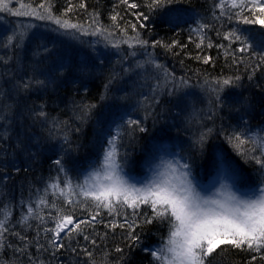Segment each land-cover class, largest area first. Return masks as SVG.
<instances>
[{
  "label": "snow or ice",
  "instance_id": "snow-or-ice-1",
  "mask_svg": "<svg viewBox=\"0 0 264 264\" xmlns=\"http://www.w3.org/2000/svg\"><path fill=\"white\" fill-rule=\"evenodd\" d=\"M10 2L11 0H0V13L49 21L58 30H62L63 35L71 38H77V35L100 36L118 52H122V46H127L130 51L123 52L121 60L117 61L120 71L113 70L104 84L105 94L101 97L102 100L108 99L110 86L115 81L132 73L143 79L139 88L146 86L148 89L147 93L137 91L133 94L138 97L135 103L133 95L126 94L116 98L119 108L110 113V123L101 129L98 157L88 161L86 167L76 169L75 183L68 176L69 169L65 167V158L62 155L53 163L57 165L58 172L65 174L63 184L61 185L57 177L45 187L43 194H39L37 189L35 200L29 198L27 201L26 213L25 201L21 199L18 205L21 215L17 223L31 229L29 221L37 220L44 226V243L40 239L39 226L36 236L32 238L37 251L51 248L52 255L55 256L57 252L64 250L77 257V264H109L108 252L97 261L94 252L89 251L87 246L78 247L80 238L87 244L99 247L96 237L101 241L108 237V231L102 236L97 231V226L102 224L113 235L119 229L122 233L121 239L131 242L128 246H138L142 243L141 235L145 228L166 225L167 234L161 235L158 245L142 248V251L150 254V264H216L217 257L224 251L222 245L249 253V264H255L257 259L264 261V124L253 127L247 119L245 104L227 92L229 89L243 87L240 75L211 82L205 78L206 90L210 93V115L201 116L193 107L187 123L189 126H200L189 137L190 143L185 155L181 154L184 149L179 144L169 143L166 138L161 137L152 143L150 151L146 153L145 174L137 176L130 171L134 165L130 154L121 150L125 137L134 140L137 132L148 133L145 122L150 117L155 122L156 106L161 103V96L168 97V103L180 109L181 113L197 97L190 90L194 86L188 83V79L183 76L177 78L165 65L156 62L153 52L148 51L149 48L155 49L159 46L173 55H179L173 51L178 42L164 43L155 40L150 43L143 38L140 31L147 28V22L152 19L153 14H159L164 9L169 10V15L175 12L171 5L177 0H143V3L136 0H118L109 16L112 23L107 27L100 22L99 14L95 12L91 14L88 27L72 22L67 18L75 7L71 3L57 16L50 0H41L35 6L21 2L15 8L9 6ZM120 6L135 17L136 22L127 20L121 24L124 17L116 11ZM85 7L83 2L79 4V8ZM141 8L147 9V13L139 11ZM212 9L215 20L227 17L229 22L236 19L238 23L258 25L264 30V0H214ZM194 22L196 26L190 29L189 36L190 39L193 35L199 38L195 45L197 49H211L214 46L224 49L225 57L231 55L233 64L237 63L236 52L247 54V67L251 68L248 76L250 81L257 71H264V32L257 37L250 31L239 29L224 33L217 30V36L222 35L224 40L229 41L226 47L223 44H213L208 35L214 28L213 24L206 22L203 17ZM32 28L35 25L18 26L11 34H6L0 45L4 50V55H0V62L5 68L4 75L8 77L6 82L10 84V88L4 90V100L0 101V121H3L0 140L3 141L10 140L12 135L11 124L17 114L14 96L21 92L27 95L32 91H46L50 86L62 82L66 73L84 75L92 63L91 59L75 65L63 59L49 63L54 53L47 44L36 43L33 49L26 46L37 39L35 33L29 32ZM236 43H239V47L232 49L231 45ZM180 47L184 48L186 45ZM29 51L32 52V59L28 65H22L20 56L23 54L27 60ZM194 58L205 65L210 64L213 59L208 55ZM129 60L132 62L128 63ZM239 62L244 63L242 58ZM100 63L103 64L104 61L100 60ZM13 64L21 65L24 71L21 72V67H10ZM80 83L86 90V84L82 80ZM97 107L98 105L91 103L75 104V108L80 110L77 118L85 121V118L93 115ZM44 108L45 105L42 104L32 111L35 120L47 124L49 114ZM130 108L142 110L143 119L134 116L129 111ZM225 109L229 113V124L223 123L222 116L218 129L203 124L204 119L212 120ZM100 124L103 125V121ZM51 126L50 135L53 129L57 133L66 129L68 122L53 119ZM75 131L79 132L80 129L76 128ZM219 136H223L232 149L231 153L223 148H209L213 138ZM63 140L64 144H71L66 131ZM17 147L22 148L23 141L18 139ZM64 152L65 155H70L69 149ZM235 157H239L243 164ZM244 165H248L252 171L249 172ZM49 188L52 190L51 200ZM14 207L16 205L11 201L0 206V250L11 249L14 256L23 254L27 257L28 264H35L28 251L29 240L23 233L15 230L16 224H12ZM9 236L18 239L19 244L6 243ZM65 240L68 241L67 244L64 243ZM114 251L121 254L117 257V264H121L124 248L116 246ZM81 254L86 257L83 262L78 258Z\"/></svg>",
  "mask_w": 264,
  "mask_h": 264
},
{
  "label": "trees",
  "instance_id": "trees-1",
  "mask_svg": "<svg viewBox=\"0 0 264 264\" xmlns=\"http://www.w3.org/2000/svg\"><path fill=\"white\" fill-rule=\"evenodd\" d=\"M26 4L38 5L41 0H16ZM54 5L53 12L55 15L60 16L69 3L74 5L73 11L68 14V19L72 22H79L85 27H88L91 14L98 13L99 20L106 27L111 25L109 16L112 14L113 5L118 4V0H50ZM83 2L85 8H79V4ZM138 3H143V0H136ZM218 2V0H217ZM214 0H177L171 5L172 9L176 11L167 14L168 9H164L159 14H153L152 19L147 22V28L140 29L143 38L147 39L150 43L155 40H161L164 43H172L177 41V47L173 49L179 55H173L172 52H167L163 47L155 49L149 48L148 51L153 52L156 62L163 64L167 67L169 72H172L177 78L185 77L188 83L194 86L191 91L197 94L194 102H190L185 112L181 113L180 109L168 103L169 98L162 96L161 103L156 106V120L155 122L150 117L145 126L148 128V133L142 134L137 132L134 140H129L127 137L121 145V150H126L130 154V159L134 162L130 171L137 175L143 176L144 173V160L146 153L150 151L151 145L155 140L161 137L166 138L169 143L179 144L184 151L181 153L185 155L188 151L189 137L199 128V124L189 126L187 118L191 114L193 107L201 116L210 115L209 109V96L210 93L206 90L204 80L214 81L222 79L227 76L240 75L242 77L241 83L243 87L238 89L227 90L229 95L238 97L242 103L245 104L247 110V119L250 120L253 127L264 124V71H257L256 75L250 81L248 76L251 74V68L247 67L249 60L247 54L236 52L237 63H232V56L227 58L224 55V49L213 47L207 49L196 48V43L199 38L192 36L190 39V29L195 27L198 18H205L206 22L214 25V28L208 32L214 45L223 44L226 47L229 41L224 40L221 36H217L216 32L219 30L221 33L227 32L232 29H239L242 31H250L254 36L259 37L264 30H261L258 25H244L238 23L236 19L231 22L227 17H220L215 20L212 17V5ZM124 20L120 21H135L130 13H126L123 6L116 9ZM139 11L147 13V9L141 8ZM217 15L219 10L217 9ZM178 17L179 19H173ZM222 25V27H221ZM7 31V30H6ZM0 32V45L8 34V32ZM129 32H131L129 28ZM37 39L34 43L27 44L29 49L35 48L36 43L47 44L52 49L54 55L51 56L49 63L56 62L60 59L68 61L72 64H78L87 59H91L92 63L88 66V71L84 75L78 73H66V78L55 86H50L46 91L39 92L32 91L29 94L21 92L18 96L13 98L16 101V115L13 117L11 124L12 135L11 139L7 141L0 140V206L3 203L11 201L16 207L13 208L12 224H16V231L23 233L30 242L28 249L32 255V260L35 264H77V257L70 254L69 251L62 250L57 252L55 256L52 255V249L48 248L47 251H37L35 240L32 239L36 236L37 226L40 229V239L43 241V225L37 220H30L32 225L31 229L17 223L21 215V209L18 207L21 199L25 201L24 212L26 213V205L29 198L35 200L36 190L39 189V194H43V190L57 177L63 184L65 174L57 171V165L53 163L55 159H59L62 155L65 158V167L69 169L68 176L73 183L77 180L76 169H82L87 166L88 161L94 160L98 157L99 148L98 140L101 138V128L105 125L107 115V108L109 103L116 99V97L124 96L126 94L133 95L137 91L148 92L140 90V77L134 73L125 75L123 79L117 80L110 86L108 92V99L102 100L101 97L105 94L104 84L107 83V78L113 70L119 72L120 66L117 61L121 60L123 52L130 51L127 46H122V52L113 49L106 54L98 57L88 55L85 59H79L75 52L63 48L60 41H54L51 37L46 40L43 38ZM195 41V42H193ZM207 41L205 42V44ZM180 45H186L181 48ZM239 43L231 45L232 49L238 48ZM0 55H4V50L0 47ZM198 55L211 56L212 62L205 65L202 61L196 60L194 57ZM243 59L244 63L239 60ZM32 59V52H28V59H24L23 54L20 56L21 64L28 65ZM100 60L104 63L101 64ZM132 61L129 60L128 63ZM10 67L17 68L21 65L13 64ZM134 67V66H133ZM247 67V70H246ZM24 68L21 67V72ZM5 68L0 62V101L4 100V90L10 88V84L6 81L8 77L4 75ZM30 74V70H29ZM86 84L87 88L81 85L80 81ZM75 81V83L73 82ZM138 97L133 95V103ZM11 102V101H9ZM96 104L97 109L91 117L85 118L81 121L77 117L80 110L75 108V104ZM45 105L44 110L49 114V123L42 124L40 120L34 119L33 109H38L40 105ZM134 116H139L143 119L144 113L142 110L129 109ZM75 113V114H74ZM233 115H236L233 113ZM223 123L229 124V113L227 109L220 113L212 120L204 119L203 124L208 127L215 126L217 129L220 126L221 118ZM67 121L68 127L57 133L54 129L52 134H49L51 120ZM103 121V125L100 124ZM79 128L80 131H75ZM206 130V128H205ZM67 132L70 145L64 144L63 135ZM3 133V121H0V135ZM23 141V147H17V141ZM77 145L79 147L77 148ZM218 147L232 152L230 146L224 141L223 136L214 137L210 142L209 148ZM69 149L70 155H65L64 150ZM179 150V149H174ZM235 156L234 153H232ZM240 160L239 157H235ZM241 164L243 161L240 160ZM249 172L252 171L248 165H244ZM49 190V200L52 199L51 188ZM47 213H45L46 215ZM2 218V216H0ZM107 222V221H105ZM9 225V227L12 226ZM159 228V231H157ZM97 231L104 234L108 231L106 240L101 241L99 237L97 242L99 247H94L87 244L82 237L78 247L87 246L89 251H93L95 259L100 261L104 257V253L108 252L107 260L109 264H117V257L121 254L115 253L114 248L120 246L124 248V259L121 264H150L152 258L150 254L142 251L145 246H155L160 242L161 235L166 236L167 226L156 227L149 226L145 228L144 233L141 235V241L138 246H128L130 241L122 240V233L119 229L116 230L115 235L110 230H106L103 225L97 226ZM139 232V229L137 230ZM7 242L19 244L18 239L8 237ZM64 243H68L67 240ZM75 244V242H73ZM224 251L217 257L216 264H249L250 254L246 252H239L231 249L228 245L221 246ZM219 251V249H218ZM81 262L86 259L82 254L78 257ZM28 264L27 257L23 254L14 256L11 249L0 250V264ZM255 264H264V261L257 259Z\"/></svg>",
  "mask_w": 264,
  "mask_h": 264
},
{
  "label": "rangeland",
  "instance_id": "rangeland-1",
  "mask_svg": "<svg viewBox=\"0 0 264 264\" xmlns=\"http://www.w3.org/2000/svg\"><path fill=\"white\" fill-rule=\"evenodd\" d=\"M19 3L20 2L16 0H11L9 6L15 8L19 6ZM29 24L35 25V28L29 29L30 34L35 33V35L38 36V39L40 40L42 37L45 40L48 37H51L54 41H60L61 46L63 48L69 49V51L71 52H75L78 55L79 59L81 60L85 59L88 55L92 57L95 56L98 57L113 50V48L109 44H107L105 39L100 36L77 35V38H71L67 35H63L62 30H58L57 26L49 21L35 20L29 17H12V16H7L5 13H0V32L7 30L6 32H8V34H11V31L17 28L18 26L29 25ZM137 59H140V57H137ZM151 71L152 69L150 68L149 72ZM139 81L140 84L143 83V79L141 77ZM146 89L147 87L145 86L143 89L140 90H146ZM118 97H121V95ZM160 98H162V96ZM118 108L119 105L116 103V99L109 103V107L107 108V112L109 114L107 115V118L104 122L105 125L102 126L103 128H106L110 123L108 119L110 113L116 112ZM145 171L146 168L144 169V173Z\"/></svg>",
  "mask_w": 264,
  "mask_h": 264
}]
</instances>
